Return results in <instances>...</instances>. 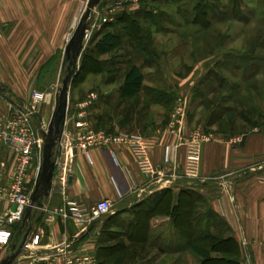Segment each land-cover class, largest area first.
Here are the masks:
<instances>
[{
    "label": "crops",
    "instance_id": "0c3cea01",
    "mask_svg": "<svg viewBox=\"0 0 264 264\" xmlns=\"http://www.w3.org/2000/svg\"><path fill=\"white\" fill-rule=\"evenodd\" d=\"M79 4L80 0H0V61L9 60L10 54L17 52V38L21 37L32 38L42 54L58 51L59 45L51 38L63 40ZM6 37L14 38V42L8 45ZM42 59L36 68L41 67ZM9 68L14 66L8 63L6 74L0 68V77L8 75L11 84L33 80V73H26L21 66L14 68L17 78L12 80ZM123 83L124 79L120 88ZM144 84L142 92L132 99H124L119 93L117 104L110 103L114 100L110 95L99 99L96 94L94 99L90 94L89 99L76 96L69 102L65 126L52 150L55 167L50 185L40 191L28 217V207L20 219L13 220L9 216L13 205L0 204V228H21L18 234L15 232L19 238L9 244L11 252L26 234L27 241L33 234H42L41 246L23 251L13 264H37L39 258H48L52 247L86 244L101 254L103 264H123L124 260L129 264H201L205 258L221 254L208 251L191 230L202 220L200 217L207 228L209 219L215 216L226 229L222 235L232 236L239 244L240 252L233 258L243 264H264V182L259 179L264 175V129L249 127L236 135L193 139L195 132L209 127L208 113H201V107L190 110V114L185 110L182 122L174 124L175 115L167 100L151 103L159 97L153 95L154 87L146 80ZM135 100L143 103L135 105ZM56 103L57 97L47 95L43 104L53 110ZM103 107L111 110L102 112ZM54 112L55 108L52 117ZM82 123L97 131L142 136L148 158L144 162L136 160L124 144L83 150L78 143ZM42 161L41 139L40 146L34 148L27 176L30 196ZM13 168V150L0 141V187L9 186ZM101 200H109L113 208L94 221L50 215L54 208H65L71 214L76 211L74 204L90 208ZM211 224L209 230L221 228L214 219ZM182 229L190 231L182 233ZM107 231L117 232L118 237H101ZM113 240L123 248L111 255L108 251ZM194 243L203 254L193 250ZM6 253L0 252V263ZM46 264H62V259L49 258Z\"/></svg>",
    "mask_w": 264,
    "mask_h": 264
},
{
    "label": "rangeland",
    "instance_id": "374dc122",
    "mask_svg": "<svg viewBox=\"0 0 264 264\" xmlns=\"http://www.w3.org/2000/svg\"><path fill=\"white\" fill-rule=\"evenodd\" d=\"M89 4L90 0H80L61 42L57 37L51 38L59 45L58 51L42 54L32 38H17L18 50L10 54L9 60L1 59V72L7 73L9 63L10 67L21 66L26 73L32 72L33 80L11 84L8 75H2L0 88H6L7 95L0 89L1 110H32L47 129L71 71L81 75L74 74L70 81L69 102L76 96L89 99L90 94H96L99 99L110 95L114 98L110 103L117 104L120 84L129 66L137 64L145 73L146 82L154 87L153 95L159 97L150 102L167 100L174 115L180 107L188 114L201 107V113L209 116V127L203 131L207 136L236 135L249 127L264 129V0H101L86 16ZM81 21L85 23L86 35L74 50L72 38ZM107 31L120 33L123 45L99 55L94 51V42ZM13 39L5 38L8 45ZM40 57L42 65L36 68ZM14 68H9L11 79L17 78ZM33 90L45 93L44 101L47 95L57 97L56 107L52 110L44 101L35 103L30 99ZM142 103L134 101L135 105ZM109 109L103 107L102 112ZM176 119L174 124H178ZM33 125L40 137L34 121ZM199 219L202 220L198 226L205 228V219ZM220 226V232L226 230ZM4 228L12 231L14 242L17 226ZM107 234L112 239L118 237L112 231L101 237ZM112 242L108 251L111 255L123 248L117 240ZM9 244L0 243V252L6 250V257L12 253Z\"/></svg>",
    "mask_w": 264,
    "mask_h": 264
},
{
    "label": "built area",
    "instance_id": "2783aa9c",
    "mask_svg": "<svg viewBox=\"0 0 264 264\" xmlns=\"http://www.w3.org/2000/svg\"><path fill=\"white\" fill-rule=\"evenodd\" d=\"M104 21H107V18ZM91 98H96L95 94ZM30 99L35 103L44 101L45 93L33 90ZM31 113H33L32 110L22 107L6 112L0 109V141L11 147L14 154L13 178L8 187H0V204L2 202H9L13 206L17 204V209L9 212V216L13 220L20 219L29 206L30 194L27 191V176L34 160V148L36 145L40 146L41 142L33 125ZM184 113L185 109L180 107L175 115L178 124L182 122ZM192 137L193 139L210 138L201 131L195 132ZM78 143L83 150H88L91 146L124 144L134 158L140 162H144L149 156L148 146L142 136L126 131H97L86 123L81 124ZM259 179L264 182V175H261ZM74 205L76 211L71 214H68L65 208H54L50 212L51 218L61 215L74 218L88 217L89 220L94 221L110 213L113 208V204L109 200H101L90 208L80 204ZM12 238L13 233L10 229L0 228V243L9 244ZM41 243L42 234H33L30 240L26 241L25 249L39 248ZM49 258L54 260L61 258L62 264H103L97 250L89 244L52 247L48 258H39L40 261L37 264H46Z\"/></svg>",
    "mask_w": 264,
    "mask_h": 264
},
{
    "label": "trees",
    "instance_id": "16d2710c",
    "mask_svg": "<svg viewBox=\"0 0 264 264\" xmlns=\"http://www.w3.org/2000/svg\"><path fill=\"white\" fill-rule=\"evenodd\" d=\"M123 45V38L122 35L118 32L113 31H107L104 34L101 35L96 41L94 42V51L99 55H107L114 50L120 48ZM148 49L150 46L147 47ZM79 76L81 75L80 72H78ZM145 73L143 72L141 66L137 64H131L129 66V69L126 72L124 83L120 88V94L122 98L124 99H132L136 97L142 90L144 89V82H145ZM112 132V131H109ZM212 212L210 210V216H212ZM214 220H217V223L220 225L221 220L218 216H215L214 218H210L209 222L207 223V228L202 230L201 226H198L196 224H193L191 232L193 235H199L198 241L203 242L204 244L207 243L208 246H204L208 251H214L221 254V257H207L205 258L201 264H241V262L238 259L233 258L234 255H238L240 252V247L237 241L232 237H224L219 230V233H208L209 227H211V223ZM217 225V224H216ZM218 226V225H217ZM21 228L15 230L17 234L19 233ZM182 233H189L190 230H181ZM204 231V232H203ZM203 232V233H202ZM206 234L204 235V233ZM16 237L19 238V236L16 235ZM18 240V239H17ZM209 242V243H208ZM193 250L196 253L203 254V252L196 248L197 245L193 244ZM98 255L101 258V254L98 252Z\"/></svg>",
    "mask_w": 264,
    "mask_h": 264
},
{
    "label": "water",
    "instance_id": "95a60500",
    "mask_svg": "<svg viewBox=\"0 0 264 264\" xmlns=\"http://www.w3.org/2000/svg\"><path fill=\"white\" fill-rule=\"evenodd\" d=\"M101 0H90L89 8L87 10L86 16H88L91 12L93 6L98 4ZM86 35V28L84 21L79 23L77 30L73 35V49L77 50L80 41ZM77 72L75 70L71 71L67 79L63 83V88L61 90V103L56 108L52 120L50 121L47 129L43 127L40 122H38L37 118L31 113L32 118L35 120V124L38 127V131L40 134V138L43 141V161L42 166L40 169V173L38 175L36 181V187L32 195L30 196L29 206L27 208L26 216L28 217L34 203L38 198V194L40 191L50 185L52 177H53V170L55 167V163L52 161V150L56 145L58 139L60 138L62 128L65 126L67 112L69 108V84L73 78V75ZM3 92H6V88H0ZM17 209V204L13 206V211ZM87 231V230H86ZM83 232L82 235H84ZM28 239V235H25L24 240L21 244H14L12 247L11 255L7 256L4 260L1 261L0 264H13L14 260L23 252L25 251V243Z\"/></svg>",
    "mask_w": 264,
    "mask_h": 264
}]
</instances>
